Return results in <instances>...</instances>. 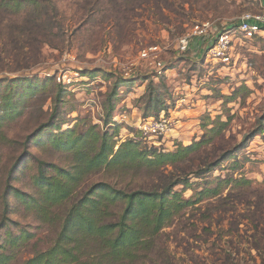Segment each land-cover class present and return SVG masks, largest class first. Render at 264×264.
<instances>
[{
    "label": "rangeland",
    "instance_id": "374dc122",
    "mask_svg": "<svg viewBox=\"0 0 264 264\" xmlns=\"http://www.w3.org/2000/svg\"><path fill=\"white\" fill-rule=\"evenodd\" d=\"M262 12L260 0H0V247L11 264L49 249L68 210L90 187L160 191L179 169L199 163L196 155L177 169L90 175L69 201L51 209V222H42L9 194L16 189L36 197L40 163L72 169V155L54 150L48 133L33 139L39 127L95 126L118 135L115 150L134 141L168 153L200 141L204 126L211 129L217 118L227 123L223 141L214 142L221 148L261 129L237 154L241 169L233 176L247 185H230L187 208L147 239L135 259L111 264H264V30L251 39L237 35L226 64L204 57L208 42L196 36L180 50V40L197 26L209 25V41L216 30ZM153 57L163 65L161 76ZM151 90L163 101L157 118L144 106ZM160 117L173 121V130L144 138V120ZM214 151L209 146L206 154ZM225 175L218 169L208 179ZM190 179L193 189L201 184ZM122 209V203L110 207L113 220ZM95 252L90 247L84 255Z\"/></svg>",
    "mask_w": 264,
    "mask_h": 264
},
{
    "label": "trees",
    "instance_id": "16d2710c",
    "mask_svg": "<svg viewBox=\"0 0 264 264\" xmlns=\"http://www.w3.org/2000/svg\"><path fill=\"white\" fill-rule=\"evenodd\" d=\"M144 106L156 118L164 110L163 101L155 90L149 91ZM143 117L152 115L144 113ZM226 125L217 118L211 129L204 126L205 134L200 141L187 147L179 146L174 152L168 153L151 148L142 149L134 141H126L115 150L118 135H110L107 131L100 133L95 126L85 131H79L77 126L67 131H61L59 125H53L52 130L48 131H44V126L39 127L33 139L48 133L47 141L54 150L72 155V169L66 171L40 163L33 179L36 197L16 189H11L12 193L7 192L13 194L14 199L25 208L33 210L42 222H51V209L69 201L90 175L100 172L128 175L136 170L157 171L166 167L177 169L185 162L192 161L196 155L199 163L194 167L179 169L182 174L170 179L174 181L165 184L160 191L140 189L127 193L106 183L90 187L68 210L53 245L24 264H111L132 261L136 258L134 254L148 245L147 239L157 235L187 208L205 198L220 195L230 185L231 188L247 185L241 175L237 179L233 176L234 172L241 169L237 154L247 141L261 133V129L245 137L236 147L215 146L216 140L223 141ZM113 127L118 129L117 126ZM209 146L214 147L215 151L206 154ZM230 157H233L232 162L223 167ZM218 169L226 171L225 177L208 179ZM190 177L201 184L193 189ZM175 187L182 189L175 191ZM187 190H191L193 195L185 199L183 193ZM119 203L123 204L122 212L113 220L109 213L110 207H116ZM1 204L7 209L6 194ZM4 225L2 221L0 228ZM90 247H95L96 252L86 257L84 253ZM1 249L0 264H11L12 258L3 252L4 247Z\"/></svg>",
    "mask_w": 264,
    "mask_h": 264
},
{
    "label": "built area",
    "instance_id": "2783aa9c",
    "mask_svg": "<svg viewBox=\"0 0 264 264\" xmlns=\"http://www.w3.org/2000/svg\"><path fill=\"white\" fill-rule=\"evenodd\" d=\"M264 30V11L259 15L247 14L241 17L235 24L223 27L216 30L213 36L208 41V34L211 33L209 25H203L202 27H195L191 35L184 36L180 40V50L185 52L189 46L191 38L196 36L197 38L206 40L208 43L205 47L204 57L208 59H214L221 63H229L231 59V53L235 45L237 35L244 39H251L261 33ZM151 52V51H148ZM148 53L143 52L141 58H147ZM156 57H153L154 71L158 76L162 75L163 65L156 61ZM175 123L164 117L158 119L150 118L144 120L140 130L144 138L149 140L158 139L166 136L173 130Z\"/></svg>",
    "mask_w": 264,
    "mask_h": 264
},
{
    "label": "crops",
    "instance_id": "0c3cea01",
    "mask_svg": "<svg viewBox=\"0 0 264 264\" xmlns=\"http://www.w3.org/2000/svg\"><path fill=\"white\" fill-rule=\"evenodd\" d=\"M260 2H261V7H262V9L264 11V0H260Z\"/></svg>",
    "mask_w": 264,
    "mask_h": 264
}]
</instances>
